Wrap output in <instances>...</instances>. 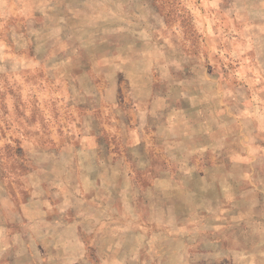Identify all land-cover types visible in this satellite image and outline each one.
<instances>
[{
	"label": "rangeland",
	"instance_id": "1",
	"mask_svg": "<svg viewBox=\"0 0 264 264\" xmlns=\"http://www.w3.org/2000/svg\"><path fill=\"white\" fill-rule=\"evenodd\" d=\"M96 120L114 169L91 194H112L114 229L130 211L149 232H38L20 206L32 187L56 199L52 163L89 161L78 125ZM172 206L219 211L264 264V0H0V264L161 260L169 233L150 225Z\"/></svg>",
	"mask_w": 264,
	"mask_h": 264
},
{
	"label": "crops",
	"instance_id": "2",
	"mask_svg": "<svg viewBox=\"0 0 264 264\" xmlns=\"http://www.w3.org/2000/svg\"><path fill=\"white\" fill-rule=\"evenodd\" d=\"M96 121L97 125L92 126V128L87 126L85 122L82 123L83 121L78 125L80 133L78 135V145H75V147H77L79 154L88 155L89 161H84L82 157V160L75 157L73 160L52 163L54 164L52 169L58 170L60 177L63 178L58 181L59 192L56 199L54 197L45 198V195H42L43 199H33L34 187H32L31 199L26 201L25 205L20 206L27 222L41 228L38 232H56L76 236L79 234L99 235L114 232L139 234L149 232L145 227L141 228L139 226L140 221L138 219L134 220L140 218V216H136L135 212L130 211L118 216L124 219L121 221L122 229H114L119 228V226H113L115 211L112 204V194L107 193L106 190L102 192L99 188L95 191V195L91 194L93 185L95 187H99L100 184L102 186L108 185L107 181L112 178L111 172H108V170L113 171L114 169L112 161L108 162L107 159L101 161L100 159V154L106 153L107 150L101 146L102 129L100 120ZM74 132L76 130L69 129L67 131L69 135ZM72 146L73 144L67 143L61 151L71 152ZM94 155L95 159L93 158ZM99 170L103 172H99L97 179L92 181L91 176L96 175V172L91 173V171ZM70 171H78L76 173L77 177L75 176L74 179L69 180L61 176L63 172L69 173ZM55 202H57V205H55ZM160 213L156 215L155 211L150 226L153 228V233H169V242L166 243L167 247H165L169 253L161 260L156 259L154 256L153 259L147 261L145 257L138 264H232L229 256H234L233 252L230 253L234 250H239L238 254L241 256V258L236 259V264L237 260L238 264H252L251 258H255L252 251L259 249L257 237L254 234L245 237V239L238 237L236 233L228 239L224 238L225 229L221 224L219 211L202 210V212L195 213L194 209L191 208L190 210L178 212L177 206H172L168 215L169 229L166 228L167 225H163L166 222H162ZM236 213L237 215L233 216L234 222L242 218L241 212ZM195 217H202V220L196 225L194 220H191ZM178 218L186 219L185 225L180 227V230L178 228ZM145 225L147 224L144 223ZM56 226L57 230H51ZM162 228H165L164 231H162ZM253 229L257 230V223L253 226ZM232 230H234V227H230L227 233H232ZM178 233L184 236L179 237ZM110 241H112V238H110ZM74 242H79L77 237L74 238ZM157 244L154 243V246ZM226 244L228 247H226Z\"/></svg>",
	"mask_w": 264,
	"mask_h": 264
}]
</instances>
